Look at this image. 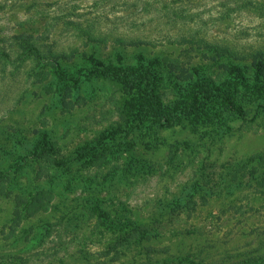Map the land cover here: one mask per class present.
<instances>
[{
	"label": "rangeland",
	"instance_id": "rangeland-1",
	"mask_svg": "<svg viewBox=\"0 0 264 264\" xmlns=\"http://www.w3.org/2000/svg\"><path fill=\"white\" fill-rule=\"evenodd\" d=\"M21 35L44 49L0 56V264L161 262L128 246L116 256L115 240L127 220L169 216L197 264L264 255L263 94H233L245 120L205 102L199 118L133 127V89L88 76L93 58L145 59L166 109L187 105L189 81L229 82L233 67L262 88L264 0H0V49ZM110 129L107 147L75 156ZM39 139L50 158L32 154Z\"/></svg>",
	"mask_w": 264,
	"mask_h": 264
},
{
	"label": "trees",
	"instance_id": "trees-1",
	"mask_svg": "<svg viewBox=\"0 0 264 264\" xmlns=\"http://www.w3.org/2000/svg\"><path fill=\"white\" fill-rule=\"evenodd\" d=\"M16 38V40H20V43L15 46L11 45L6 50L0 49L1 57H10L11 55H32L36 59L41 58L42 47L33 44L30 41L32 39L29 36L25 37L21 35ZM89 39H91V37ZM92 41H94V39ZM45 52L48 53L49 51H44V53ZM88 67L90 68L88 69V76L90 77L97 76L104 79L122 81L133 89L135 95L133 96L130 111L128 113L130 123L133 127L148 122L155 125L157 124L158 127L161 126L167 128L180 117L199 118L201 105L205 102H219L222 109L235 114L242 120H245V113L242 107L234 102L233 94L239 92H261L264 96V85L260 84V86H262L261 88L255 81L248 82L243 74L240 73L237 68L233 67L230 69L232 81L229 82H223L218 85L216 83L214 84L213 81H208L206 79H198L195 82L189 81V86L188 88H185V93L183 95V98L188 102L187 105L174 106L170 109H166L162 104L157 80L152 71L151 63L145 59H139L132 65H115L111 62L106 63L98 58H93L89 60ZM55 72L60 76L59 78H65L62 69L57 67ZM257 107L260 108L259 110H263L264 104L257 105ZM115 132L114 129H110L107 132L102 133L95 142H91L89 143L90 145L78 148L75 152V156L77 157L80 155L82 158H86L87 154L92 153V150L95 148L107 147L109 141L114 139L113 136H115ZM50 149L51 146L46 139H39L33 147L32 154L37 157L50 158ZM56 164L60 165L59 162ZM0 177H3V171L1 170ZM34 200L36 201V197L31 199L29 204L32 205ZM27 208H29V206L25 207L23 211L25 212ZM41 210V212H45L47 206L42 207ZM26 214V212L23 213V216ZM148 220L135 218L133 220H127V222L120 225L121 230L119 227V235L115 240L117 248L114 249V252L116 256H118L116 254L117 249L128 246L136 248L138 252H144L152 256L163 254L161 257L163 261L161 262L153 261L151 258L147 257L146 262L149 264H197V260L194 259L195 257L192 253H181L179 251L182 241L179 242L177 239H184L189 235L185 234L183 237H180V233L173 228H169L168 226L172 223L170 216L165 222L153 219V221L148 222V225L142 224ZM124 230L127 233H125ZM165 233L172 234L171 238L166 239L168 244L165 249H148L152 248V241L155 244L162 243L163 241L161 239H164ZM173 237L175 238L173 239ZM171 248L177 253H172ZM108 253L110 252L106 249V252L103 255H107ZM251 260L253 261L252 264L257 263L258 260L264 261V255H259Z\"/></svg>",
	"mask_w": 264,
	"mask_h": 264
}]
</instances>
